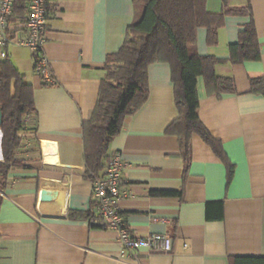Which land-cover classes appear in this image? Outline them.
I'll return each mask as SVG.
<instances>
[{"label":"crops","instance_id":"1","mask_svg":"<svg viewBox=\"0 0 264 264\" xmlns=\"http://www.w3.org/2000/svg\"><path fill=\"white\" fill-rule=\"evenodd\" d=\"M245 3L205 0V8L218 14ZM250 5L258 61L229 60L247 14H224L215 44L207 42L205 27L196 31V52L217 58L216 74L235 83L234 93L217 97L208 95L202 77L197 82L199 119L234 165L229 185L224 162L197 133L184 175L178 139L166 133L178 116L168 62L148 66V98L109 145L105 165L115 153L123 162L118 205L130 231L172 238L170 253L142 252L139 264H230L236 256H264V94L250 92V80L264 78V0ZM46 9L44 51L55 84L41 80L31 51L16 43L24 19L9 26L5 47L32 86L36 122L31 127L32 117L26 120L22 166L10 170L0 192V264H131L123 261L117 232L94 222L83 123L96 105L106 57L120 49L137 12L132 0H47ZM43 190L49 199L41 198Z\"/></svg>","mask_w":264,"mask_h":264},{"label":"trees","instance_id":"2","mask_svg":"<svg viewBox=\"0 0 264 264\" xmlns=\"http://www.w3.org/2000/svg\"><path fill=\"white\" fill-rule=\"evenodd\" d=\"M241 8H226L212 14L206 11L205 0H132L137 17L128 27L120 49L106 57L105 74L100 81L96 105L91 117L83 123L85 175L92 179L105 167L111 141L120 133L124 120L136 112L148 98V66L168 62L174 85V99L178 116L167 127L166 133L177 137L184 161V175L190 162V137L197 133L224 162L227 184L234 174V165L227 159L220 142L215 140L198 115V78L202 77L208 95L219 97L234 93L235 83L229 76H219L215 66L220 61L212 56H200L196 50V31L207 29V42L215 44L217 30L223 24L224 14H247L250 21L238 33L237 42L229 46V60L233 64L258 61L260 48L254 25L250 0ZM28 0H13L7 17L9 26L24 19ZM227 6L229 0H223ZM250 92L264 94V78L250 80ZM32 86L7 58L0 60V130L2 132L0 160V192L7 185L13 167L22 166L18 150L20 134L26 129V120L35 119ZM34 123V124H33ZM161 194H174L162 192ZM2 196L0 194V204ZM217 216L222 218V202ZM213 203H208L211 206ZM211 217L208 212V218ZM230 264H264V256H236Z\"/></svg>","mask_w":264,"mask_h":264},{"label":"built area","instance_id":"3","mask_svg":"<svg viewBox=\"0 0 264 264\" xmlns=\"http://www.w3.org/2000/svg\"><path fill=\"white\" fill-rule=\"evenodd\" d=\"M13 0H0V58H5V47L11 42L7 33V17ZM47 0H28L25 17V31L17 40L19 46L32 53L33 70L45 84H55L49 59L44 51L45 26L47 22ZM123 162L120 153L112 155L98 175H92V198L94 222L117 232L120 254L123 261L139 264L142 252L167 254L172 251V238L165 234H150L143 237L134 235L120 213L119 201L123 195ZM186 247V244L183 245Z\"/></svg>","mask_w":264,"mask_h":264},{"label":"water","instance_id":"4","mask_svg":"<svg viewBox=\"0 0 264 264\" xmlns=\"http://www.w3.org/2000/svg\"><path fill=\"white\" fill-rule=\"evenodd\" d=\"M1 137H2V135H1V131H0V142H1ZM0 150H1V147H0ZM1 157H2V156H1V152H0V160H1ZM41 198H42V199H49L46 190H43V191H42V193H41Z\"/></svg>","mask_w":264,"mask_h":264}]
</instances>
